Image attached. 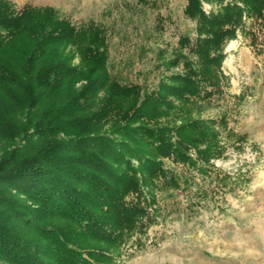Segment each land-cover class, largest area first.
<instances>
[{
  "label": "trees",
  "instance_id": "1",
  "mask_svg": "<svg viewBox=\"0 0 264 264\" xmlns=\"http://www.w3.org/2000/svg\"><path fill=\"white\" fill-rule=\"evenodd\" d=\"M216 1V13L202 11ZM222 2L186 0L195 38H179L170 64L181 71L149 88L112 78L107 47L52 8L16 11L0 0V264H112L150 220L157 192L187 186L193 170L208 174L217 134L175 102L219 88L226 45L245 18L264 30V0ZM71 45L77 66L65 53Z\"/></svg>",
  "mask_w": 264,
  "mask_h": 264
},
{
  "label": "rangeland",
  "instance_id": "2",
  "mask_svg": "<svg viewBox=\"0 0 264 264\" xmlns=\"http://www.w3.org/2000/svg\"><path fill=\"white\" fill-rule=\"evenodd\" d=\"M9 1L16 11L52 8L83 32L85 41L96 36V43L107 47L111 77L126 85L153 88L161 76L180 72L181 66L170 64L179 38H195V24L184 15L186 0ZM201 7L209 15L220 5L202 2ZM76 47L65 52L72 55V66L81 61ZM224 53L219 88L192 104L175 102L191 118L212 124L217 134L219 153L210 159L208 174L201 178L193 170L187 186L157 192L148 208L150 220L143 219L142 232L122 246L112 264H264V30L259 22L245 18ZM0 96L6 101L2 91ZM8 102L6 115L19 124L23 117ZM6 145L0 138V154ZM189 155L196 158L193 149ZM165 166L184 170L170 161Z\"/></svg>",
  "mask_w": 264,
  "mask_h": 264
}]
</instances>
